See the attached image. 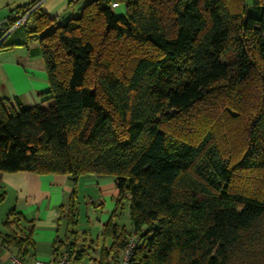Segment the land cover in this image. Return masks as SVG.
Here are the masks:
<instances>
[{
  "label": "trees",
  "instance_id": "16d2710c",
  "mask_svg": "<svg viewBox=\"0 0 264 264\" xmlns=\"http://www.w3.org/2000/svg\"><path fill=\"white\" fill-rule=\"evenodd\" d=\"M117 1L125 14L93 0L58 23L33 1L7 20L27 14L51 102L0 97V172L114 177L129 227L104 223L96 264H119L132 236L128 264H264V0L255 14L242 0ZM226 96L246 115L242 153L230 158L190 119L211 117ZM78 215L73 189L66 237L53 245L71 264L87 249Z\"/></svg>",
  "mask_w": 264,
  "mask_h": 264
},
{
  "label": "crops",
  "instance_id": "0c3cea01",
  "mask_svg": "<svg viewBox=\"0 0 264 264\" xmlns=\"http://www.w3.org/2000/svg\"><path fill=\"white\" fill-rule=\"evenodd\" d=\"M7 9L0 13V21H7L19 7L38 1L40 9L56 22L64 23L68 18L81 14L87 3L93 0H11ZM114 12L125 11L123 3L110 0ZM0 46V97L20 98L27 106L46 107L50 102L49 84L39 44H27L24 25H17ZM77 198L87 197L86 211L97 215L102 228L110 218L116 222L118 190L114 177L102 174H82L76 180L63 174H37L28 171L0 172V211H14L15 222L7 223L6 214L0 218V259L3 264L17 257L24 264L35 258L55 257L53 245L56 238L65 239L66 222L60 219L61 207L66 205L72 190ZM7 204V205H6ZM116 212V213H114ZM3 213V212H2ZM80 213V206H78ZM128 214V210H127ZM1 215V214H0ZM13 216V215H12ZM11 216V217H12ZM12 219V218H11ZM90 223L93 221L88 218ZM117 223V222H116ZM78 231V229H77ZM86 230L82 240H86ZM29 236L28 240L26 237ZM19 240H24L18 242ZM93 242V241H92ZM110 242V240H109ZM25 254H22L23 251ZM63 251V249H62Z\"/></svg>",
  "mask_w": 264,
  "mask_h": 264
},
{
  "label": "rangeland",
  "instance_id": "374dc122",
  "mask_svg": "<svg viewBox=\"0 0 264 264\" xmlns=\"http://www.w3.org/2000/svg\"><path fill=\"white\" fill-rule=\"evenodd\" d=\"M13 1L11 0H0V13L3 12L4 9H7L8 4H12ZM8 3L7 5H5ZM244 6V12L247 13H257V8L254 4V0H242ZM9 10V9H7ZM116 15H123L124 12H120L118 10L115 11ZM35 42L39 44V39L34 37L29 43ZM125 74V73H124ZM215 98L217 100L219 97L221 99V95ZM225 95V94H223ZM237 98V94L234 95V99ZM229 96H226L224 101H221V105L214 104L215 110L211 111L212 116L209 118H202L201 119L195 117L193 118L192 115L190 119H192V124L198 125L197 130L193 131L192 133H197L196 131L202 129L204 131L210 130L215 137V141L219 149L223 152L224 155H227L228 158L232 156L236 157L239 156L241 153V148L243 147L245 137H244V129L246 123V115L245 109H240L241 112H235L233 109L234 107H238L236 104H231L232 102H237ZM228 106L225 107V106ZM224 107L226 109H224ZM264 144V142H261ZM88 200L87 197L79 196L77 198L78 206H80V213L78 215V225L76 229H78V236L77 244L87 246L86 253L81 260L80 264H96V261L99 258V250L101 249L102 245L104 244V240L102 237V225L98 221L101 219L100 211L97 210V215H92L87 213L86 211V201ZM1 202V201H0ZM7 205V204H6ZM123 208H119L117 211V219L116 222L118 225H124L125 227H129V218L127 214V201L124 200L122 203ZM3 212V213H2ZM0 218L2 215L6 214V210L0 211ZM9 212L6 214L5 218L8 217ZM91 217L93 221L90 223L88 218ZM7 219V218H6ZM11 219V217H10ZM13 224V223H12ZM3 227V226H2ZM0 226V230L4 229ZM84 230H86V240H82ZM65 232L61 230V236L64 238ZM93 241V242H92ZM106 244L109 243V239H106ZM90 245V247H88ZM72 261V259H71ZM6 264H11L9 260L5 261ZM73 264V263H72Z\"/></svg>",
  "mask_w": 264,
  "mask_h": 264
},
{
  "label": "built area",
  "instance_id": "2783aa9c",
  "mask_svg": "<svg viewBox=\"0 0 264 264\" xmlns=\"http://www.w3.org/2000/svg\"><path fill=\"white\" fill-rule=\"evenodd\" d=\"M27 14L18 13V19L12 25L8 24L7 21H0V43L8 36V34L16 27L25 23ZM135 245V238L132 236L128 239L124 249L122 250L119 264H128V261L132 255V250ZM13 264H24L17 257H11ZM0 264L3 262L0 259ZM31 264H71L70 257L67 252H63L56 256V258L41 259L35 258Z\"/></svg>",
  "mask_w": 264,
  "mask_h": 264
}]
</instances>
